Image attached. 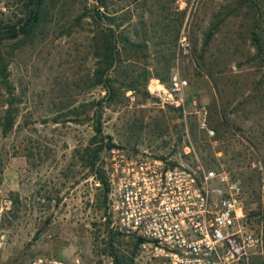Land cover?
Returning <instances> with one entry per match:
<instances>
[{"label":"rangeland","instance_id":"1","mask_svg":"<svg viewBox=\"0 0 264 264\" xmlns=\"http://www.w3.org/2000/svg\"><path fill=\"white\" fill-rule=\"evenodd\" d=\"M253 1L261 14L256 23L246 9L237 14L229 9L232 15L204 45L215 12L231 0H107V14L122 24L114 31L117 50L124 56L125 35L144 44L147 56L132 65L161 78L149 79L147 96L142 88L120 89L121 103L97 102L105 96L95 77L98 38L108 20L89 17L93 0H46L49 13L34 36L23 40L20 35L0 46L9 85L5 89L0 83V264H23L37 256L113 264L105 252L110 239L125 254L134 251V264H167L141 254L139 246L135 250L130 236L116 234L104 187L80 161L94 135L98 108L102 132L114 147L169 166L194 167L200 161L239 180L247 227L261 240L251 264H264V61L251 40L254 30L264 45V0ZM27 4L0 0V26L23 18ZM202 51L212 71L224 68L228 83L235 82V87L219 85L224 102L233 98L219 126L213 105L218 89L196 62ZM125 69L126 62L109 74L124 81ZM175 72L188 81V101L195 98L207 109L212 137L198 128L194 115L179 118L167 95L155 91L167 87ZM8 96L13 125L3 133ZM109 152L106 147L100 152L102 167Z\"/></svg>","mask_w":264,"mask_h":264},{"label":"built area","instance_id":"2","mask_svg":"<svg viewBox=\"0 0 264 264\" xmlns=\"http://www.w3.org/2000/svg\"><path fill=\"white\" fill-rule=\"evenodd\" d=\"M182 48L186 36L179 40ZM188 81L173 73L159 90L166 101L194 115L209 137L207 109L188 101ZM154 91V92H155ZM107 214L113 229L141 239L139 250L167 264H251L261 244L247 227L242 186L228 170L204 166H169L145 154L113 147L105 160ZM23 264H84L70 259L37 256Z\"/></svg>","mask_w":264,"mask_h":264},{"label":"trees","instance_id":"3","mask_svg":"<svg viewBox=\"0 0 264 264\" xmlns=\"http://www.w3.org/2000/svg\"><path fill=\"white\" fill-rule=\"evenodd\" d=\"M29 9L23 18L11 23H4L0 26V46L4 45L7 41H12L17 39L22 35V39L26 40L36 33V30L42 26L44 23V15L49 13L46 0H27ZM92 8L89 11V17L93 20H98L100 23H104L105 20L108 22L105 24L106 27L100 32L98 38L97 54L99 60L97 62V69L95 71L96 84L101 85L105 91V96L98 100V104L101 105L102 102L106 103H121L118 97L123 96L124 92H120V89L126 91H139L140 88L144 89L143 95H149L146 90V85L150 78L156 77L160 78L158 73L153 74L150 71L144 69L142 72H137L133 62L139 61V58H145L147 55L142 52L146 46L139 42H134L130 40L128 35H125L120 43H122V51H124V56L121 52L117 50V43L115 41V28H119L122 24L117 22L116 18L107 14V0H93ZM231 4L220 7L218 11L214 14V21H212L211 26L206 32V37L204 40V45L208 44L212 35L217 31L219 23L224 21L227 17L232 15V12H227L229 9H235L237 13H241L242 9H246L247 14L255 17L254 22L256 23V17H259L258 11H260L257 2L253 0H231ZM103 8V10H101ZM224 10V12H223ZM223 14V17L219 19V15ZM116 21V22H115ZM114 22V23H113ZM258 27V24H256ZM251 40L252 44L256 47L257 56L264 61V45L261 36L251 30ZM204 52L202 51L197 57L196 62L200 70L206 72V74L212 79L214 86L218 89L217 99L214 100V109L217 112V125L223 122V117L225 118V111L231 105L233 100L230 99L226 102L223 100V89L219 85L223 83V87H229L232 85L235 87V82L231 81L228 83L226 76H223L224 68H218L216 72L212 71V64L206 61L204 57ZM6 58L0 49V83L5 88L8 89L7 81V64ZM171 59L164 63L165 72L168 75L169 67H171ZM126 62V69L124 73V81H119L115 75L109 74L110 71L117 72ZM170 63V65H169ZM264 66V65H263ZM108 72V73H107ZM216 74V75H215ZM161 79V78H160ZM10 95V94H9ZM12 96H8L5 100L7 103V108L2 117V131L6 133L9 128L13 125V101ZM98 110L94 112V125L93 132L94 135L90 139V142L85 146L80 152V161L83 167H86L95 176V178L104 187L105 195L107 196L108 185L106 182L105 171L102 165L99 163V155L104 147L111 149L114 144L107 140L102 132V114ZM178 112V117L182 118L181 107H174ZM216 125V126H217ZM217 126V127H218ZM105 140H107L105 142ZM95 144V147H93ZM117 235H123L116 233ZM133 241L134 249L136 250L141 242V239L130 236ZM105 252L112 258L113 264H134L133 256L134 251L131 255L125 254L123 251L114 248L113 240H109L106 243Z\"/></svg>","mask_w":264,"mask_h":264}]
</instances>
